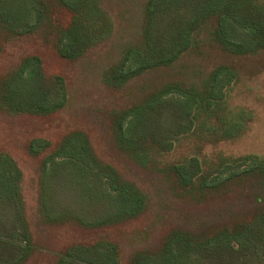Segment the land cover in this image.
<instances>
[{
    "label": "trees",
    "instance_id": "obj_1",
    "mask_svg": "<svg viewBox=\"0 0 264 264\" xmlns=\"http://www.w3.org/2000/svg\"><path fill=\"white\" fill-rule=\"evenodd\" d=\"M104 2L0 0V41L42 29L56 48L0 72L4 111L36 120L62 112L63 66L113 33ZM138 17L104 73L123 98L102 121L114 154L162 177L174 198L232 207L126 253L122 229L145 214L148 191L102 159L82 129L43 133L25 144L38 164L39 238L26 216L23 169L0 147V264H264V156L208 153L250 127L229 97L264 54V0H143Z\"/></svg>",
    "mask_w": 264,
    "mask_h": 264
},
{
    "label": "rangeland",
    "instance_id": "obj_2",
    "mask_svg": "<svg viewBox=\"0 0 264 264\" xmlns=\"http://www.w3.org/2000/svg\"><path fill=\"white\" fill-rule=\"evenodd\" d=\"M142 1L105 0L104 5L114 21L113 33L78 61L63 66L68 103L61 113L52 118L36 120L10 114L0 107V147L11 152L23 169L26 216L36 238L40 237L36 188L38 164L26 152L25 144L28 139L43 133L55 135L66 130L82 129L89 134L97 154L102 159L113 164L122 175L136 181L148 191L150 202L145 214L139 221L122 229L126 253L134 247H146L154 243L163 232L175 225L196 227L204 222L205 213L209 214L214 210V213L211 212L214 218L219 213L226 214L232 207L230 201L197 205L174 198L164 186L162 177L135 164L128 165L114 154L117 152L116 147L105 132L102 121L110 120L107 117L108 111L121 103L123 98L116 96L104 82V73L117 61L125 39L135 29ZM53 38L46 37L40 29L16 40H1L0 72L14 67L21 56L37 55L41 54V50L55 48L52 45L55 44ZM242 73V79L230 93L229 102L233 113L252 117L250 127L239 138L221 142L215 150L209 146L208 153L211 155L223 153L230 156H264V54L246 64ZM239 205L244 208L247 202L241 201Z\"/></svg>",
    "mask_w": 264,
    "mask_h": 264
}]
</instances>
